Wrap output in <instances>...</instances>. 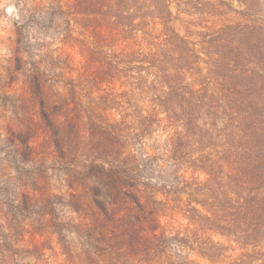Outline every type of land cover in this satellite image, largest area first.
Returning a JSON list of instances; mask_svg holds the SVG:
<instances>
[{"label": "rangeland", "instance_id": "rangeland-1", "mask_svg": "<svg viewBox=\"0 0 264 264\" xmlns=\"http://www.w3.org/2000/svg\"><path fill=\"white\" fill-rule=\"evenodd\" d=\"M168 4L186 44L112 78L65 42L64 18L0 0V264H264V0ZM136 38L120 44L149 54L151 39ZM42 54L69 56L72 71ZM32 59L45 63L30 77ZM71 91L84 127L122 125L137 189L103 188L98 170L59 164L52 140L18 135L14 105L41 112ZM125 195L134 202L111 205ZM148 214L165 241H144Z\"/></svg>", "mask_w": 264, "mask_h": 264}, {"label": "trees", "instance_id": "trees-1", "mask_svg": "<svg viewBox=\"0 0 264 264\" xmlns=\"http://www.w3.org/2000/svg\"><path fill=\"white\" fill-rule=\"evenodd\" d=\"M24 4L29 5L30 12L36 13L44 9L49 11L51 18L57 15L59 19L64 18L67 26V29L63 30L65 42L71 47H77L88 64L99 63L98 69L101 72L104 70V74L108 76L113 74L112 78L117 75L125 76L133 69H142V67H132L134 59H140V63L148 60L152 61L149 62L152 64L158 61L162 63L163 46L173 52L177 44L187 42L169 26L173 14L168 0H24ZM159 26L161 32L156 36ZM139 32L142 33L143 42L146 38L151 39V43L148 44L149 54L146 56H143L141 51H137L134 48L136 46L131 47L130 44H126L122 47L120 44L121 41L128 39L138 42L136 36ZM154 39H157V42H154ZM42 55L46 59L49 57L47 61L51 70L70 72L73 69V61L69 56L62 58ZM43 63L45 60L28 61L29 68L26 72L31 75L30 77L34 74H42ZM2 91L5 96V89L3 88ZM71 94L73 96L69 101L63 100L61 94L48 97L41 112L14 105L10 111L12 115L10 122L20 129L19 136H27V143L41 136L46 141L52 140L57 151L60 152L59 157L56 158L59 164L80 167L91 173L98 170L100 173L96 179L103 188L117 193L124 188L132 191L137 189L139 182L132 175L136 170L134 156L130 153L126 156L118 140L122 137L119 134L122 125L99 122L88 128L84 127L77 107H72L76 104V97L73 91ZM24 95L18 99L20 104L27 101ZM165 111L174 114L173 110H167L166 107ZM140 117L141 126L148 125L151 121L148 117ZM41 122L46 124L45 128L40 126ZM40 131L41 133H38ZM7 134L13 143L18 139L12 130ZM107 136H112L113 142L101 145L107 140ZM95 140L97 145H94ZM127 199L128 195H125L119 200H112L111 205H125ZM131 212L132 209L128 208L126 214L128 218ZM117 217L122 218L114 214L113 218ZM146 218L148 219L144 231L151 236L146 237L144 241L151 238L165 241L167 237L163 234L157 236L155 230L152 232L148 230V225L155 221L153 214H148ZM177 239L182 241L179 237Z\"/></svg>", "mask_w": 264, "mask_h": 264}]
</instances>
